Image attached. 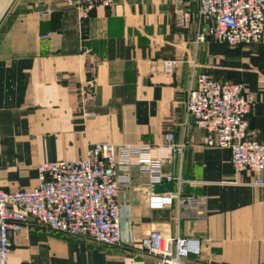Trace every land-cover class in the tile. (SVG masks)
Here are the masks:
<instances>
[{
	"label": "crops",
	"instance_id": "1",
	"mask_svg": "<svg viewBox=\"0 0 264 264\" xmlns=\"http://www.w3.org/2000/svg\"><path fill=\"white\" fill-rule=\"evenodd\" d=\"M177 8L195 12L197 0H113L83 21L65 0H0L2 189H31L40 163L82 158L95 143H147L162 153V134L172 131L186 144L182 190L202 196L194 217L177 220L174 203L150 206L151 188L135 176L125 243L105 246L31 220L9 234L8 264H157L136 247L149 229L200 238L186 264H264V185L236 173L230 150L207 145L183 108L197 74L240 81L254 97L250 135L264 142V43H198L208 22L181 26ZM165 59L176 61L170 75L161 72ZM172 168L177 161L163 171Z\"/></svg>",
	"mask_w": 264,
	"mask_h": 264
},
{
	"label": "built area",
	"instance_id": "2",
	"mask_svg": "<svg viewBox=\"0 0 264 264\" xmlns=\"http://www.w3.org/2000/svg\"><path fill=\"white\" fill-rule=\"evenodd\" d=\"M65 2L83 21L95 8H107L113 0ZM43 13L51 14V10ZM174 13L181 26L198 18L208 22L196 34L198 43H264V0H197L195 12L177 8ZM175 65V60H162L161 72L170 75ZM253 104L254 97L242 82H222L200 73L187 92L183 108L185 118L206 133L207 145L228 148L233 170L252 174L253 183L263 186L264 142L250 135L247 121ZM185 146L172 131L162 134V153L147 143H95L82 158L40 163L38 184L31 189L6 191L0 187V264H8L12 246L9 234L27 230L31 220L53 232L86 237L105 246L125 243L122 230L131 223L128 189L135 176L146 178L143 186L151 188L150 206L174 203L177 220L194 217L202 196L182 190L184 180L179 171ZM169 161H177L178 172L173 168L163 171ZM170 181L172 191H152L155 185ZM136 247L155 257L157 264H186L189 256L200 253L201 240L149 229Z\"/></svg>",
	"mask_w": 264,
	"mask_h": 264
},
{
	"label": "water",
	"instance_id": "3",
	"mask_svg": "<svg viewBox=\"0 0 264 264\" xmlns=\"http://www.w3.org/2000/svg\"><path fill=\"white\" fill-rule=\"evenodd\" d=\"M153 189L159 193V192H170L173 190V182H166V183H162V184H157L153 187Z\"/></svg>",
	"mask_w": 264,
	"mask_h": 264
}]
</instances>
